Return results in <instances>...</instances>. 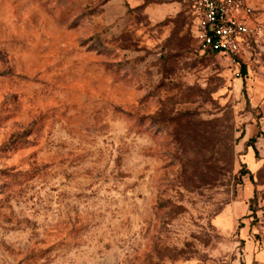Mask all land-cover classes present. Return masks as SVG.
I'll use <instances>...</instances> for the list:
<instances>
[{"label": "rangeland", "instance_id": "rangeland-1", "mask_svg": "<svg viewBox=\"0 0 264 264\" xmlns=\"http://www.w3.org/2000/svg\"><path fill=\"white\" fill-rule=\"evenodd\" d=\"M248 1L234 66L190 0H0V264H264Z\"/></svg>", "mask_w": 264, "mask_h": 264}, {"label": "built area", "instance_id": "built-area-1", "mask_svg": "<svg viewBox=\"0 0 264 264\" xmlns=\"http://www.w3.org/2000/svg\"><path fill=\"white\" fill-rule=\"evenodd\" d=\"M193 36L201 52H212L240 66L261 34L248 0H190Z\"/></svg>", "mask_w": 264, "mask_h": 264}, {"label": "trees", "instance_id": "trees-1", "mask_svg": "<svg viewBox=\"0 0 264 264\" xmlns=\"http://www.w3.org/2000/svg\"><path fill=\"white\" fill-rule=\"evenodd\" d=\"M242 69H243V72H246V68H245V66H243V68H242Z\"/></svg>", "mask_w": 264, "mask_h": 264}]
</instances>
